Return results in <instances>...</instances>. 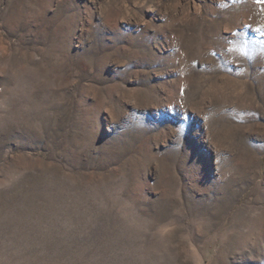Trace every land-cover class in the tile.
<instances>
[{
    "label": "rangeland",
    "instance_id": "374dc122",
    "mask_svg": "<svg viewBox=\"0 0 264 264\" xmlns=\"http://www.w3.org/2000/svg\"><path fill=\"white\" fill-rule=\"evenodd\" d=\"M0 264H264V0H0Z\"/></svg>",
    "mask_w": 264,
    "mask_h": 264
}]
</instances>
